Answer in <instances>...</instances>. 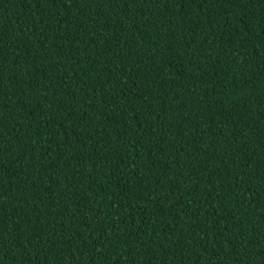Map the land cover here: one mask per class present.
Segmentation results:
<instances>
[{"label":"trees","instance_id":"trees-1","mask_svg":"<svg viewBox=\"0 0 264 264\" xmlns=\"http://www.w3.org/2000/svg\"><path fill=\"white\" fill-rule=\"evenodd\" d=\"M0 264H264V0H0Z\"/></svg>","mask_w":264,"mask_h":264}]
</instances>
